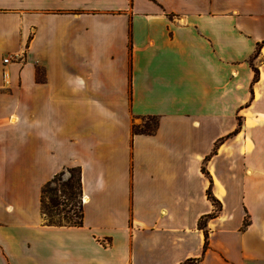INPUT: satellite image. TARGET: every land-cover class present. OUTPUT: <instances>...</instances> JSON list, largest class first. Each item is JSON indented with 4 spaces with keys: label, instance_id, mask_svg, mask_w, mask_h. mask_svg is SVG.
<instances>
[{
    "label": "crops",
    "instance_id": "1",
    "mask_svg": "<svg viewBox=\"0 0 264 264\" xmlns=\"http://www.w3.org/2000/svg\"><path fill=\"white\" fill-rule=\"evenodd\" d=\"M70 168L83 225L47 226ZM188 260L264 264V0H0V264Z\"/></svg>",
    "mask_w": 264,
    "mask_h": 264
},
{
    "label": "trees",
    "instance_id": "2",
    "mask_svg": "<svg viewBox=\"0 0 264 264\" xmlns=\"http://www.w3.org/2000/svg\"><path fill=\"white\" fill-rule=\"evenodd\" d=\"M253 79L255 83L258 79V70L252 68ZM154 119V118H153ZM156 121L153 125H145L144 127H133L134 133L148 134L155 130ZM234 133H237L236 131ZM70 176L66 180H61L62 173L56 174L41 188L40 206L44 223L47 226L56 227H81L83 225V204L81 200V180L78 168L67 169ZM208 200L213 205H218L210 191L206 192ZM214 218L213 214L202 217L198 221V229L203 232L204 244L203 251L207 248L208 234L205 229L206 221ZM245 226V223H244ZM190 263V260L187 261Z\"/></svg>",
    "mask_w": 264,
    "mask_h": 264
},
{
    "label": "rangeland",
    "instance_id": "3",
    "mask_svg": "<svg viewBox=\"0 0 264 264\" xmlns=\"http://www.w3.org/2000/svg\"><path fill=\"white\" fill-rule=\"evenodd\" d=\"M256 57H257V54L252 56V58L250 59V62L253 65L252 67L257 69V66L259 65V61H256V59H255ZM242 118H243L242 116H238V115L234 116V122L233 123L236 125V127L232 131H230L229 133H227L226 135H224L223 137H221V138H219L217 140V142L215 144L216 148H218L219 145L223 144L224 141H226L227 139L235 136L236 133H234V132L235 131L238 132L240 130V128L242 127V123H243V119ZM154 121H155V119H153V118L142 119L138 123V125H136V126L141 128V127H144L145 125H149L150 128H151V126L153 125ZM61 173H62L61 180H66L70 176V174H69V172L67 170H65V171H63ZM221 209H222V205H221L220 202H219L218 205H214L213 206V211H212L211 214H213L214 218H216L220 214ZM245 220L246 219H244V222H245ZM191 261L192 260H190V263H192ZM185 264H189V263H187V261H186Z\"/></svg>",
    "mask_w": 264,
    "mask_h": 264
},
{
    "label": "built area",
    "instance_id": "4",
    "mask_svg": "<svg viewBox=\"0 0 264 264\" xmlns=\"http://www.w3.org/2000/svg\"><path fill=\"white\" fill-rule=\"evenodd\" d=\"M7 61H8L7 59H4V60H3L4 63H7Z\"/></svg>",
    "mask_w": 264,
    "mask_h": 264
}]
</instances>
